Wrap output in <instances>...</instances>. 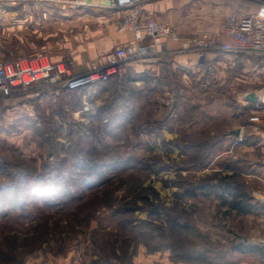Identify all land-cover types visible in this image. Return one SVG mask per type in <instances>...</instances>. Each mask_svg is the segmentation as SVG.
Masks as SVG:
<instances>
[{"label":"rangeland","instance_id":"rangeland-1","mask_svg":"<svg viewBox=\"0 0 264 264\" xmlns=\"http://www.w3.org/2000/svg\"><path fill=\"white\" fill-rule=\"evenodd\" d=\"M120 17L115 10L0 3V63L73 57L87 69L117 47ZM171 63L164 56L133 63L118 79L82 91L0 99V187L12 188L8 201L21 197L12 206L0 191V264H132L138 254L156 253L192 264L176 258L175 247L185 252L193 237L221 248L264 237L255 215H238L229 196L211 188L231 176L248 195L253 189L233 165L212 170L229 169L223 158L211 165L224 147L210 157L208 144L196 156L190 151L248 124L240 104L250 86L218 83L213 67L200 85ZM21 179L38 196L24 197Z\"/></svg>","mask_w":264,"mask_h":264},{"label":"crops","instance_id":"crops-1","mask_svg":"<svg viewBox=\"0 0 264 264\" xmlns=\"http://www.w3.org/2000/svg\"><path fill=\"white\" fill-rule=\"evenodd\" d=\"M107 3L108 0H94L95 6L82 8L112 13L114 9L100 7L107 5ZM261 6H264V0H155L145 4L144 16L169 25L180 36L190 37L201 33L214 34L220 29L222 21L228 15L237 13L240 16H248L257 12ZM115 11L119 15L122 14L120 11ZM132 39L131 33L123 32L117 34L114 45L119 47L132 41ZM166 47L167 55L164 57H168L172 61L173 69L186 72L183 74L185 79L189 80L192 77L194 78L193 82L200 85L207 83L206 79L209 76L206 71L199 67L200 61L195 52L183 49L181 43L171 41H167ZM71 58L76 72H83L88 69H80L81 64L77 66L75 59ZM205 60V65L212 66L216 70L217 75L215 77L218 83L229 85L244 81L246 85L250 86L249 89H244L243 102L240 104L243 111L249 112L250 121L248 124H241L225 130L223 141L209 144L213 148L224 147L223 151L212 157L211 165L223 158L226 160V165H229V169H220L219 165L221 164H219L217 170H212L229 172L230 166H235L238 170L231 172L246 177V181L253 188L251 196L254 202L264 204V59L258 56H244L213 50L206 55ZM50 61L53 60L50 59ZM250 94L254 95L255 102L248 100ZM239 115L240 120L241 114ZM233 131H239V135L238 137L232 135L233 140H229ZM262 219H264V212L256 219L260 229H264V220ZM261 223L262 226H260ZM249 240L251 244H264V237L250 238ZM132 264L172 263L168 254L156 253L146 256L138 254L132 259ZM231 264H264V256L255 253L236 252Z\"/></svg>","mask_w":264,"mask_h":264},{"label":"built area","instance_id":"built-area-1","mask_svg":"<svg viewBox=\"0 0 264 264\" xmlns=\"http://www.w3.org/2000/svg\"><path fill=\"white\" fill-rule=\"evenodd\" d=\"M155 0H108L100 7L120 11L119 32L132 34V41L116 47L99 64L86 71L76 72L70 57L53 62L47 58L22 59L0 63V99L16 94L38 95L58 90L82 91L116 80L133 63L156 61L167 55V41L181 43L183 49L195 52L199 67L212 71L204 64L213 50L264 59V6L248 16L228 15L214 34L180 36L173 28L144 16L146 3ZM94 0H0L1 4H44L91 7ZM173 103L172 93L165 92V105Z\"/></svg>","mask_w":264,"mask_h":264},{"label":"trees","instance_id":"trees-1","mask_svg":"<svg viewBox=\"0 0 264 264\" xmlns=\"http://www.w3.org/2000/svg\"><path fill=\"white\" fill-rule=\"evenodd\" d=\"M204 144L209 145V143L207 142H196V144H192V146L190 147L191 153H193V155L195 156L198 155V149L204 147ZM209 146L212 151L209 152V155L206 154L208 155V157L215 154V151H213L215 147L213 148L212 145ZM203 160H205V157L202 160H199V164L201 167L202 165H204ZM92 165L93 169L95 170L97 168V165ZM191 167H194V165H192ZM231 179V176H225L222 178L220 184L211 186V188L213 187L215 189H218V191H221V197L226 193L230 198L229 204L231 210L235 211L238 215H255L256 217L261 215V213L264 212V204H259L257 202L253 203L254 200L252 196L248 195L247 192L243 190V183H241L242 181L237 180V182L234 183L233 181H230ZM199 187L202 189L210 188V186H208L207 184L199 185ZM17 188H20L25 193L24 197L38 196V192L35 191L36 189L31 188V186H29L23 179L19 180ZM11 190V187H0V191H2L1 194L3 196V201L8 202V204H11L13 206L18 203V201H20L21 197H14L12 200L8 201ZM173 224L174 226L181 228L186 227V225L181 224L176 220ZM191 229L194 231V228ZM189 245L190 248L188 250L185 249V252L181 251V248L178 249L175 247V251H179V254H177L175 257L183 258L185 259V261L192 264H231L233 262V255L236 252L255 253L259 256H264V244H251L249 238H241L240 240L235 239L232 243H230V247L225 248L224 246L223 248H221V243H212L209 237L207 238L206 236L201 235L200 237H193ZM129 264L131 263L129 262Z\"/></svg>","mask_w":264,"mask_h":264},{"label":"water","instance_id":"water-1","mask_svg":"<svg viewBox=\"0 0 264 264\" xmlns=\"http://www.w3.org/2000/svg\"><path fill=\"white\" fill-rule=\"evenodd\" d=\"M248 100H250V101H252V102H255L254 95H253V94H250V95L248 96ZM231 134L234 135V136H236V137H238V135H239V131H233Z\"/></svg>","mask_w":264,"mask_h":264}]
</instances>
